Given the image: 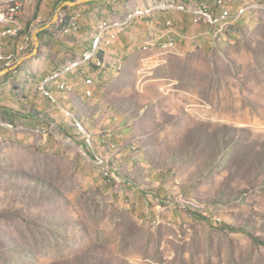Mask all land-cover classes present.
I'll return each mask as SVG.
<instances>
[{"label": "rangeland", "instance_id": "rangeland-1", "mask_svg": "<svg viewBox=\"0 0 264 264\" xmlns=\"http://www.w3.org/2000/svg\"><path fill=\"white\" fill-rule=\"evenodd\" d=\"M33 1L0 8L17 2L24 16ZM236 2L246 11L205 50L135 61L105 86L107 125L126 127L130 155L110 161L100 149L113 139L92 149L48 116L12 119L19 129L0 137V264H264V0L219 9ZM96 107L75 108L104 138Z\"/></svg>", "mask_w": 264, "mask_h": 264}, {"label": "crops", "instance_id": "crops-1", "mask_svg": "<svg viewBox=\"0 0 264 264\" xmlns=\"http://www.w3.org/2000/svg\"><path fill=\"white\" fill-rule=\"evenodd\" d=\"M207 1L211 3V0ZM220 1L217 0V11L230 9L223 7L220 10ZM154 2L179 4L191 8L199 5L198 0H34L31 11L21 16L25 31L17 37H7L3 40L6 52H16L18 44L23 40V35L30 31L32 47L30 51L19 54V59L14 66L8 67L0 64V119L5 118L8 122H12L13 119L17 122L20 118L37 124L39 121L47 122L46 116H48L63 128L68 127L61 110L48 98L42 96L39 90L41 79L68 61L81 57L85 51L90 49L104 24L125 20L131 11L150 6ZM232 5L234 6L231 9L237 12L244 4L236 2ZM75 14L80 15L81 31L77 34L64 35L62 28L68 25V19L76 16ZM63 20H68V22L62 27L61 21ZM168 21L174 24L179 52L173 54L177 55H184L195 49L205 50L206 46L212 45L224 31L221 27L213 26L205 21L194 22L193 16L188 12L176 9L156 11L151 17L137 19L124 28L116 29L117 37L112 44L103 45L99 56L106 60L107 67L103 70L92 67L91 74L96 80L94 97L85 98L83 96L81 75L73 77L76 93L72 96H65L55 91L61 106L75 108L76 104L86 106L96 104L97 107L91 110L97 117L104 118L99 126L105 123L107 127L106 136L99 137L101 139L97 137L96 143L108 138L107 133H111V136L109 135L111 139L118 142L130 136V134H125L126 127L122 123L107 125L110 121L108 116L111 115L109 113L113 109H108L109 106L100 99V95L105 86L110 85L118 77L119 69L134 66L135 61L140 62L139 65L154 66L158 62L154 57L167 53L158 50H144L143 47L149 40H163L168 31ZM2 29L0 25V33ZM161 62H166V60H161ZM8 117L11 119H7ZM9 131L2 129L1 137L6 133L9 134ZM95 131L98 130L95 129ZM104 148L100 149L103 153H105ZM108 150H110L111 156L109 157L111 158L104 157L110 161L113 157L124 158L130 155L126 148H122L121 151H118L119 149ZM122 158L119 161L122 162ZM126 165H129V160L126 161ZM148 173L150 175L148 180L152 182V186L160 184V181H156L158 176L154 172L148 171ZM127 185L126 190H132L139 199L143 198V189L136 188L130 183ZM165 190L164 186L159 187L160 193Z\"/></svg>", "mask_w": 264, "mask_h": 264}, {"label": "built area", "instance_id": "built-area-1", "mask_svg": "<svg viewBox=\"0 0 264 264\" xmlns=\"http://www.w3.org/2000/svg\"><path fill=\"white\" fill-rule=\"evenodd\" d=\"M227 1L235 2L236 0ZM20 13V5L18 3L10 7L6 12L0 13V25L3 27L0 33V64H4L8 67L14 66L19 59V54L30 51L32 47L31 32L27 31L23 35V40L18 44L16 52L5 51L3 40L7 37H17L25 31L23 21H20ZM214 13L218 12L210 11V13L207 14L208 21H210V15ZM74 30H80V21H76ZM110 44H112V42H92L90 49L85 51L81 57L70 60L60 68L52 70L41 79L39 84L41 94L61 110L67 120L68 127L76 134H79L84 144L92 149H95L94 146L96 145L97 136L89 128L86 117L78 108L61 106L55 91L65 96H72L76 93V84L73 82V77L75 75H81L83 77V96L85 98L94 97L96 80L91 74V70L92 67H97L100 70L107 67L106 60L99 55L103 45ZM143 48L144 50H158L167 53L179 52L177 41H148ZM117 120L118 119L115 118L116 122ZM2 129L17 130L19 128L14 127L13 124L6 120L0 119V137ZM107 134L108 138L106 139L112 140L110 137L111 133ZM99 137L100 136H98V138ZM103 148L122 149V147L119 146V142H114V140L104 145Z\"/></svg>", "mask_w": 264, "mask_h": 264}, {"label": "bare ground", "instance_id": "bare-ground-1", "mask_svg": "<svg viewBox=\"0 0 264 264\" xmlns=\"http://www.w3.org/2000/svg\"><path fill=\"white\" fill-rule=\"evenodd\" d=\"M237 1H244V0H237ZM8 9L0 8V13L6 12ZM170 9H176L182 12L190 13L193 16L194 22L206 21L213 26H219L221 28L228 26L233 19L240 17L246 11V8L242 7L237 11L238 13L236 15L234 12H231V9H224L219 11L218 13L211 14L210 21H208L207 14L210 13L211 10L207 8H191L179 4L175 5V4L159 3L131 11L130 13H128L127 18L125 20L117 21L115 23L104 24L102 30L97 34L93 42H113L117 37L116 29L124 28L137 19L151 17L156 11H167ZM21 16H22V11L20 13V21H22ZM79 17L80 15L70 17L68 25L62 28L61 30L64 35L72 34V32L77 34L81 31V26H80V30H74L76 21H79ZM175 34L176 33L173 22L168 21V31L165 37L163 38V40L152 39L149 41H176ZM93 154L95 155L94 162L100 166L104 164L103 167L104 177L108 179V181H111L112 178L115 177V174L112 170V166L109 165L110 162L107 159L103 158L95 150L93 151ZM84 155L90 158V156L87 155V152H84Z\"/></svg>", "mask_w": 264, "mask_h": 264}, {"label": "trees", "instance_id": "trees-1", "mask_svg": "<svg viewBox=\"0 0 264 264\" xmlns=\"http://www.w3.org/2000/svg\"><path fill=\"white\" fill-rule=\"evenodd\" d=\"M68 20L67 21H65V20L61 21L62 27L68 22ZM254 241L257 242V243H264V242H262L261 240H259L258 238H255V237H254Z\"/></svg>", "mask_w": 264, "mask_h": 264}]
</instances>
